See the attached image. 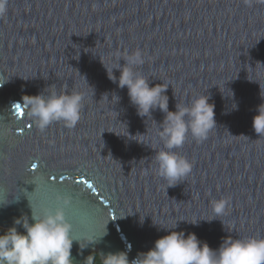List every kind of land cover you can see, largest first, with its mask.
<instances>
[{
	"label": "water",
	"instance_id": "95a60500",
	"mask_svg": "<svg viewBox=\"0 0 264 264\" xmlns=\"http://www.w3.org/2000/svg\"><path fill=\"white\" fill-rule=\"evenodd\" d=\"M136 50L145 64L135 70L150 86L169 85V111L203 94L215 105L208 138L197 143L189 134L175 149L193 169L174 187L155 172L164 114L140 117L105 69ZM0 86L1 230L24 234L16 219L31 224L32 209L54 210L56 196L66 195L72 264L121 251L131 262L177 222L173 231L194 233L213 250L227 238H264V138L252 128L264 104V3L8 0ZM53 89L84 94L74 128L40 131L28 117L22 98ZM220 199L226 213L214 217L211 201Z\"/></svg>",
	"mask_w": 264,
	"mask_h": 264
},
{
	"label": "clouds",
	"instance_id": "9594fccd",
	"mask_svg": "<svg viewBox=\"0 0 264 264\" xmlns=\"http://www.w3.org/2000/svg\"><path fill=\"white\" fill-rule=\"evenodd\" d=\"M253 2L244 0L248 6H252ZM256 2L264 3V0ZM7 4L8 0H0V16L6 13ZM121 60L125 62L123 66ZM144 64L145 58L140 50L118 58L111 68H106L102 63L108 78L119 89H127L130 103L136 107L140 117H149L157 109L164 114L157 132L164 148L155 153L154 160L156 175L170 188L184 180L193 169V163L175 149L183 146L189 134L197 143L208 138L210 131L216 127L215 105L209 103L210 96L203 94L193 98L189 106L176 104V111H169V97L165 94L169 85L163 82L150 86L149 78L135 70ZM114 70L120 72L119 77L114 75ZM115 97L119 100V97ZM22 99L28 117L40 131L53 123L74 128L81 119L84 106V94L76 90L58 93L53 89L48 94L44 91ZM236 108L235 105L233 109ZM256 111L258 114L253 117L252 128L261 139L264 138V104L258 106ZM56 201L54 210L45 208L42 214H35L29 201L33 223L30 224L25 216L27 219L22 217L14 221L15 225H22L24 234L18 232L16 227L0 234V264H72L71 249L77 240L71 236L72 226L64 212L72 200L69 196L57 195ZM227 205L226 199L211 201L213 216L225 215ZM199 221L188 223L198 225ZM177 227L178 222L174 228L164 229L169 234L157 239L149 251L139 253L131 262L128 253L121 251L100 254L103 264H264V238H227L218 249L213 250L194 233L185 235L183 231H173Z\"/></svg>",
	"mask_w": 264,
	"mask_h": 264
},
{
	"label": "trees",
	"instance_id": "16d2710c",
	"mask_svg": "<svg viewBox=\"0 0 264 264\" xmlns=\"http://www.w3.org/2000/svg\"><path fill=\"white\" fill-rule=\"evenodd\" d=\"M3 232H6V231H3V230L0 229V234H2ZM96 258H97V255L96 254H91L90 255V262H89V264H100L98 261L96 262Z\"/></svg>",
	"mask_w": 264,
	"mask_h": 264
},
{
	"label": "rangeland",
	"instance_id": "374dc122",
	"mask_svg": "<svg viewBox=\"0 0 264 264\" xmlns=\"http://www.w3.org/2000/svg\"><path fill=\"white\" fill-rule=\"evenodd\" d=\"M97 261H98L100 264H103L101 261H99V260L96 258V262H97Z\"/></svg>",
	"mask_w": 264,
	"mask_h": 264
},
{
	"label": "snow or ice",
	"instance_id": "6c2138e0",
	"mask_svg": "<svg viewBox=\"0 0 264 264\" xmlns=\"http://www.w3.org/2000/svg\"><path fill=\"white\" fill-rule=\"evenodd\" d=\"M33 167H35V166H33ZM88 187H89V188H91V187H92V185H91V184H89V185H88Z\"/></svg>",
	"mask_w": 264,
	"mask_h": 264
}]
</instances>
